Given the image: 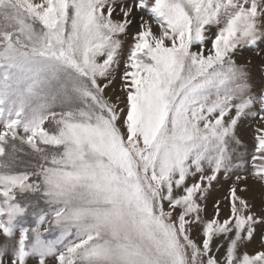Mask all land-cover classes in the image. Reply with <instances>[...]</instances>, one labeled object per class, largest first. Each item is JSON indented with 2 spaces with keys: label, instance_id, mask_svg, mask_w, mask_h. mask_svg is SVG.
Returning a JSON list of instances; mask_svg holds the SVG:
<instances>
[{
  "label": "snow or ice",
  "instance_id": "obj_1",
  "mask_svg": "<svg viewBox=\"0 0 264 264\" xmlns=\"http://www.w3.org/2000/svg\"><path fill=\"white\" fill-rule=\"evenodd\" d=\"M0 264H264V0H0Z\"/></svg>",
  "mask_w": 264,
  "mask_h": 264
}]
</instances>
